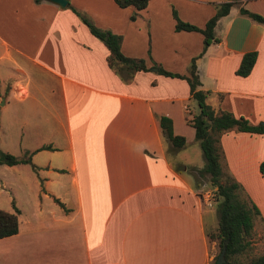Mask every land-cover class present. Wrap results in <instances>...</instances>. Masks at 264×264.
<instances>
[{
  "label": "crops",
  "instance_id": "obj_1",
  "mask_svg": "<svg viewBox=\"0 0 264 264\" xmlns=\"http://www.w3.org/2000/svg\"><path fill=\"white\" fill-rule=\"evenodd\" d=\"M221 1L149 0L131 18L135 7L115 0H0V149L36 166L0 164L25 173L0 182L11 195L0 208L14 211L12 199L18 208L17 232L0 237V264H210L205 217L218 212L204 207L201 182L187 170L205 161L187 120L197 104L185 102V78L157 68L187 74L195 57L198 87L215 112L264 121V24L240 11L264 15V0H235L203 51L202 32L175 29L173 10L203 27ZM73 8L122 34V52L148 69L128 76L111 68L108 48ZM251 50L250 72L237 74ZM160 115L185 136L173 154ZM220 142L222 169L257 206L260 234L264 133L230 129Z\"/></svg>",
  "mask_w": 264,
  "mask_h": 264
},
{
  "label": "trees",
  "instance_id": "obj_2",
  "mask_svg": "<svg viewBox=\"0 0 264 264\" xmlns=\"http://www.w3.org/2000/svg\"><path fill=\"white\" fill-rule=\"evenodd\" d=\"M148 1L115 0L119 6L133 5L135 7L134 12L130 16L131 18H134L138 10L145 7ZM234 2L235 0H225L216 3L215 13L206 21L203 27L181 19L176 10H173L175 29L202 32L204 36L203 51L209 43L218 41L219 38L214 33L216 21L229 11ZM73 10L88 26L91 33L97 36L108 48L107 62L111 68L121 74L125 70L128 72V76L136 70L148 69L143 57H133L122 52V34L116 33L109 28L97 26L83 11L75 8ZM240 11L264 24V15L242 6ZM256 56V50L243 53L236 73L247 75L255 62ZM157 70L165 75L185 78L189 83L191 96L196 100L197 112L193 113L187 120L195 129V139L199 142L205 161L202 167L190 166L187 170L195 175L196 184L201 182L199 177L207 175L210 183L215 186L214 200L218 212V221L214 229L207 230V235L210 241L216 240L219 250L213 254L210 264L215 262L224 245L223 264H264V252L248 255L252 248L250 239L255 231L254 218L259 213V210L253 202L242 194L240 183L233 176L223 171L221 164L222 146L220 142L221 134L230 129L264 133V121L251 123L246 117L237 116L228 110L215 112L213 107L206 101L208 91L198 87L200 79L195 57L191 59L187 74L173 72L164 69L160 65H158ZM159 121L162 133L170 143L168 152L173 154L186 144L185 136L173 131L172 120L169 116L160 115ZM19 162L31 163L30 155L17 156L0 149V164L10 165ZM31 165L34 169L36 168L33 163ZM176 168L180 169L177 165ZM259 169L264 175V160L260 162ZM54 199L60 205H63L58 198L54 197ZM12 206L15 209L14 211L0 208V237L11 235L18 230V208L15 206L13 199Z\"/></svg>",
  "mask_w": 264,
  "mask_h": 264
},
{
  "label": "rangeland",
  "instance_id": "obj_3",
  "mask_svg": "<svg viewBox=\"0 0 264 264\" xmlns=\"http://www.w3.org/2000/svg\"><path fill=\"white\" fill-rule=\"evenodd\" d=\"M186 103H189L190 106H194L196 105V100L194 98H190V100L185 101ZM6 137L2 136L0 138V142H2V140L6 141ZM199 160V159H198ZM176 165V164H175ZM5 166H1L0 167V182L3 179V181H14V180H18L19 178L23 177L25 173L20 172L18 173V170L13 169V168H4ZM200 181H201V187L198 188V193L201 197V201L202 204L204 205V207H207L210 209L211 213H214L215 216H217V207L215 206V200L212 201V205L211 206H207V202L205 201L204 195L203 193L206 191L209 192H213L215 191V186L212 185L210 183V181L207 178V175H204L202 177H199ZM2 192L0 193V204L1 206H8L11 204V195L10 193H8L6 190H1ZM215 198V196H214ZM4 208V207H2ZM206 218V223L208 225L209 230L214 229V227H216L217 225V221L218 219H214L211 220V216L208 217V215L205 217ZM214 226V227H213ZM213 227V228H211ZM214 242V246L212 247L211 253L212 255L216 252H218L219 250V246L218 243L216 242V240H213ZM250 245H251V251L248 253V255H252L255 253H261L264 252V231H261L260 234H258L257 232L254 231V233L251 236L250 239Z\"/></svg>",
  "mask_w": 264,
  "mask_h": 264
},
{
  "label": "water",
  "instance_id": "obj_4",
  "mask_svg": "<svg viewBox=\"0 0 264 264\" xmlns=\"http://www.w3.org/2000/svg\"><path fill=\"white\" fill-rule=\"evenodd\" d=\"M53 2L58 3L60 6H64L67 0H51ZM224 251H225V245L223 246L222 250L219 252L215 262L213 264H223L224 262Z\"/></svg>",
  "mask_w": 264,
  "mask_h": 264
},
{
  "label": "built area",
  "instance_id": "obj_5",
  "mask_svg": "<svg viewBox=\"0 0 264 264\" xmlns=\"http://www.w3.org/2000/svg\"><path fill=\"white\" fill-rule=\"evenodd\" d=\"M203 195H204V198H205V201L207 202V204L211 205L212 201L214 200V196H215L214 193L206 191L203 193Z\"/></svg>",
  "mask_w": 264,
  "mask_h": 264
}]
</instances>
